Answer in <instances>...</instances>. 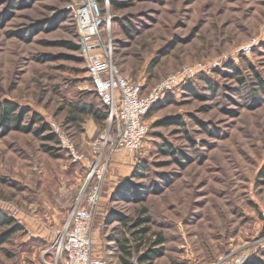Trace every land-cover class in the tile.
Returning <instances> with one entry per match:
<instances>
[{
    "label": "rangeland",
    "instance_id": "obj_1",
    "mask_svg": "<svg viewBox=\"0 0 264 264\" xmlns=\"http://www.w3.org/2000/svg\"><path fill=\"white\" fill-rule=\"evenodd\" d=\"M68 1L0 0V101L56 122L88 154L111 125L108 115L99 122L90 111L102 102L79 52L74 21L68 11L61 14ZM114 1L129 5L102 4V13L112 16L102 38L111 37L113 62L125 78L140 83L146 95L169 75L182 77L168 100L144 117L149 129L141 150L111 155L92 222L94 253L121 264L119 240L145 226L132 227L149 216L141 250L156 234L164 238L153 264H226L224 258L259 256L264 84L256 76L264 83V0ZM235 67L244 83L235 78ZM177 118L181 124L171 123ZM28 120L22 124L30 126ZM48 133H0V211L22 224L0 244V264H42L43 250L84 182L86 168L72 163L57 139H43ZM124 180L137 186L141 198L120 187Z\"/></svg>",
    "mask_w": 264,
    "mask_h": 264
},
{
    "label": "built area",
    "instance_id": "obj_2",
    "mask_svg": "<svg viewBox=\"0 0 264 264\" xmlns=\"http://www.w3.org/2000/svg\"><path fill=\"white\" fill-rule=\"evenodd\" d=\"M102 4L108 5L109 0H69L65 9L74 21L79 52L86 62L93 90L107 108L111 126L92 141L90 152L84 154L59 124L49 122L61 149L69 154L72 163H81L86 174L65 223L54 231L50 244L41 254L42 264H107L104 257L94 253L91 228L100 207L110 157L118 151L133 154L141 150L149 129L144 116L173 91L182 77L181 73L171 74L141 95L142 85L131 83L114 64L111 37L102 38L103 28L108 29L112 19L109 12L102 13ZM8 210L16 214L11 207ZM224 259L226 264H245L247 254L232 262Z\"/></svg>",
    "mask_w": 264,
    "mask_h": 264
},
{
    "label": "trees",
    "instance_id": "obj_3",
    "mask_svg": "<svg viewBox=\"0 0 264 264\" xmlns=\"http://www.w3.org/2000/svg\"><path fill=\"white\" fill-rule=\"evenodd\" d=\"M109 3L113 8H117V9L124 8L127 5H129V2L126 1L118 2L111 0L109 1ZM67 13H68L67 10H63L61 14L65 15ZM125 30L127 34H129L130 28H125ZM70 48L76 50L78 49V45H71ZM233 71H235L234 72L235 78H237L239 82L244 83V80L240 76L241 71L237 67L233 68ZM256 79L259 83V86H263L264 83L261 80V78L256 76ZM176 87L175 89H177ZM189 88L191 89V87ZM175 89L173 91H175ZM171 92L168 93L166 96H164L155 106L150 108L145 116H150L152 114L151 111L154 110V108H157L160 105L164 104L166 100H168L170 96L169 94H171ZM75 109H77V111H84L85 113L89 111L85 107H79V108L75 107ZM90 111H92L93 113L92 115L93 117H95V120L99 122H102L104 119L107 118V108L103 103H101L100 108H98V110L93 109L91 107ZM26 118L29 119L28 124L30 126H27L24 123L22 124V121H24ZM35 123H38L40 126L38 128L33 129L32 126ZM171 123L181 124L182 120L181 118H177V120H174ZM7 129L8 130L18 129L24 132L34 131V133L37 135L49 131V133L46 136H43V139H49V140L57 139L55 134L51 132L49 128V124L47 122H44L42 117L38 115L36 112H33L30 107L28 106L22 107L18 103L5 99L3 101H0V133H2ZM164 146L167 148L169 144L165 143ZM45 150L50 151L51 148L45 146ZM167 151L164 152L166 153ZM120 187L123 190H125L129 195H132L133 197L136 198L140 197L137 190V186L131 181L124 180ZM142 212L146 213L147 210L143 209ZM126 220L123 221V224L128 225V222H126ZM149 221H150L149 216L138 218V221L136 222V224L132 225V227L136 228L137 224L141 222L144 223L145 226H142L140 229H136L132 232H129L128 235L123 234L122 238L119 240L118 249L121 253L120 256L121 264H131L130 257L134 253H136L137 264H153L154 260L160 255H162V248H159V245L163 243L164 238L160 233L156 234L157 239L154 240L150 246L148 244L147 248L141 250L142 246L145 245L147 242V240L144 239V235L150 231ZM0 227H6L0 234V244L6 241L12 234L22 230V224H19L14 217L7 215V213L3 211L2 212L0 211ZM245 264H264V251L259 256H255L251 258Z\"/></svg>",
    "mask_w": 264,
    "mask_h": 264
},
{
    "label": "crops",
    "instance_id": "obj_4",
    "mask_svg": "<svg viewBox=\"0 0 264 264\" xmlns=\"http://www.w3.org/2000/svg\"><path fill=\"white\" fill-rule=\"evenodd\" d=\"M92 133H93V132L90 131V132H89V135H92ZM115 161L118 162V164H116V166H119V164H122V161H120V160L115 159ZM17 218H18V217H17ZM18 219H19V218H18ZM20 219H21V218H20ZM24 221H26V220H24ZM41 235H42V234H41ZM47 236H48V235H47ZM39 237H41V236L39 235Z\"/></svg>",
    "mask_w": 264,
    "mask_h": 264
}]
</instances>
